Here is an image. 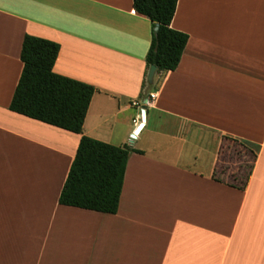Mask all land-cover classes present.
I'll list each match as a JSON object with an SVG mask.
<instances>
[{"label":"crops","instance_id":"0c3cea01","mask_svg":"<svg viewBox=\"0 0 264 264\" xmlns=\"http://www.w3.org/2000/svg\"><path fill=\"white\" fill-rule=\"evenodd\" d=\"M156 26L134 0H0V264H264V0H178L189 41L149 83ZM27 34L96 88L81 134L10 110ZM82 135L136 150L115 214L59 202Z\"/></svg>","mask_w":264,"mask_h":264},{"label":"trees","instance_id":"16d2710c","mask_svg":"<svg viewBox=\"0 0 264 264\" xmlns=\"http://www.w3.org/2000/svg\"><path fill=\"white\" fill-rule=\"evenodd\" d=\"M177 4L178 0H134L136 11L149 17L154 26L158 25L146 55V76L151 65L157 66L156 73L160 76L175 70L181 61L189 35L171 27ZM59 51L60 44L55 41L29 34L24 37L23 70L9 108L81 134L96 88L56 73L54 65ZM133 151L136 150L127 145L118 146L82 135L59 202L117 213L127 162ZM248 178L249 175L238 187L244 189Z\"/></svg>","mask_w":264,"mask_h":264},{"label":"rangeland","instance_id":"374dc122","mask_svg":"<svg viewBox=\"0 0 264 264\" xmlns=\"http://www.w3.org/2000/svg\"><path fill=\"white\" fill-rule=\"evenodd\" d=\"M221 153L220 170L223 171V174L219 176L232 182H234V175L243 180L254 161L253 155L247 147L238 141L228 140ZM239 181L235 182L239 183Z\"/></svg>","mask_w":264,"mask_h":264},{"label":"water","instance_id":"95a60500","mask_svg":"<svg viewBox=\"0 0 264 264\" xmlns=\"http://www.w3.org/2000/svg\"><path fill=\"white\" fill-rule=\"evenodd\" d=\"M155 29L156 30L158 29V25L156 26ZM156 70H157V66L156 65H151L149 73H148V81H149V83L153 82ZM141 127H142V124L137 128L136 132H138L141 129Z\"/></svg>","mask_w":264,"mask_h":264},{"label":"built area","instance_id":"2783aa9c","mask_svg":"<svg viewBox=\"0 0 264 264\" xmlns=\"http://www.w3.org/2000/svg\"><path fill=\"white\" fill-rule=\"evenodd\" d=\"M152 97H154V94H152Z\"/></svg>","mask_w":264,"mask_h":264}]
</instances>
